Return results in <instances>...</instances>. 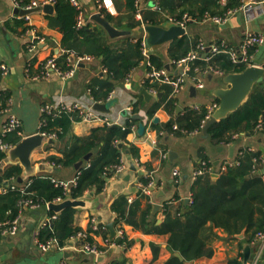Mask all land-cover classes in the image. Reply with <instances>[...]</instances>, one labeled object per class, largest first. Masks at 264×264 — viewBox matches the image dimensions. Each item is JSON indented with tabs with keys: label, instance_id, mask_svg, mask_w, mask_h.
Segmentation results:
<instances>
[{
	"label": "trees",
	"instance_id": "trees-1",
	"mask_svg": "<svg viewBox=\"0 0 264 264\" xmlns=\"http://www.w3.org/2000/svg\"><path fill=\"white\" fill-rule=\"evenodd\" d=\"M240 5V0H227L225 5L220 0H160L159 10L146 9L142 11V20L136 18L135 0H125L124 10L118 15L112 14L105 7L100 12L116 27L127 29L131 34L111 37L107 30L98 26L94 29L90 23L79 27L77 25L78 8L71 0H54L55 14L48 15L49 25L57 28L63 34L62 47L64 52L56 59L57 66L62 71L70 69L68 56L74 53L76 56L91 55L100 60L104 72L103 76H97L89 83L90 92L97 101H106L110 93L126 81L131 72L144 60L142 38L143 33H135L144 23L161 25L164 23L163 14L181 19L188 14L194 20H202L206 13L223 15L228 9ZM8 28L18 34L27 30L23 19L10 20ZM21 30H19V28ZM196 46V40L189 35H184L172 40L168 52L170 58L178 60L186 56ZM150 62L157 68L165 66V62L156 54L150 55ZM209 66L220 69L224 75L231 72H241L247 65L234 63L227 53L215 54L210 61L197 60L192 64L191 75H195V67L205 69ZM30 73L38 74L39 68L34 69V62L30 64ZM144 88L155 89L158 94L146 110L151 127L163 135L181 136L194 131L202 130L206 121L208 109L206 106L198 108L188 107L183 113L176 114V97H170L172 87L159 82L144 83ZM137 100L133 104L131 114L124 124H112L97 126L90 134L78 136L72 132L74 121L82 120L79 111L63 112L59 115L44 114L40 131L46 134H56L54 143H49L47 148L59 147L62 155L52 154L47 160L55 167L74 166L90 154L89 160H84L77 174V183L69 191L62 186H56L52 181V174H34L19 182L23 174L20 164L11 163L5 165L0 171V188L6 181L15 182L21 188L7 192H0V221H8L18 216L24 209L21 201L31 198L33 201L45 206L55 201L58 197L83 198L88 193L101 194L106 186L107 179L116 170V166L122 162L124 153H127L137 167L140 162L139 147L128 140V134L141 122L147 124L146 116L141 115L144 109V96L138 93ZM11 93L0 91V109L10 107ZM216 101L219 100L216 98ZM165 109L171 114L167 121L155 123L154 118L160 109ZM260 124V126H259ZM177 125V128L174 126ZM18 130L2 135L3 141L17 144L22 136ZM209 135L216 144H236L237 151L234 159L238 161L233 166L219 170V175L214 177L207 172L199 175L192 185L190 202L171 211L166 206L164 217L158 222L157 214L153 213L154 204L149 194L143 187L137 188V197L129 201L126 194L118 196L111 208L116 214L117 224L124 222L132 225L144 233L168 235V248L171 256L163 263L158 261L161 246L151 243L153 258L150 264H186L202 257H211L214 254L213 242L218 237L217 230H224L229 236L237 237L244 233L246 241L252 243L257 233L264 227V175L255 171L263 159V150L252 146H239L240 137L244 135L262 138L264 141V83L257 84L251 92L248 100L236 111L227 117L214 123L209 129ZM237 135V137H236ZM162 136V135H161ZM163 138V136H162ZM120 144L123 146L121 147ZM6 152L0 150V165ZM207 160V157L202 154ZM208 164L212 165L211 162ZM150 172L153 167L146 165ZM137 171V170H136ZM139 180L144 186L149 185L152 177L140 172ZM77 208H66L57 214L52 223L44 224L38 233L40 241L56 238L61 246H65L70 239L77 234L82 227L75 224ZM48 214L55 212L48 210ZM89 233L91 228L87 230ZM105 237L109 236L107 228L95 231ZM88 241L95 242L91 234ZM81 240L80 242H82ZM112 241L118 245L130 247L132 241L124 237H115ZM102 249L104 247L100 246ZM180 252L184 260L175 255ZM242 252L239 257L231 258L228 264H240ZM111 264H128L126 259L112 261ZM259 264V263H258Z\"/></svg>",
	"mask_w": 264,
	"mask_h": 264
},
{
	"label": "crops",
	"instance_id": "crops-1",
	"mask_svg": "<svg viewBox=\"0 0 264 264\" xmlns=\"http://www.w3.org/2000/svg\"><path fill=\"white\" fill-rule=\"evenodd\" d=\"M22 1L29 2L31 0ZM37 1L43 3L45 0ZM78 1L86 24L90 23L93 28L99 25L91 16L96 12H100L101 7H105L114 15L119 14L117 5H119L120 10L125 9V0ZM159 2L160 0H144L143 10H159ZM16 8L14 0H0V65L6 64L9 68L8 73L5 75L0 74V91L11 93L10 107L0 113V136L9 117L16 116L21 120L18 133L23 138L41 132L42 108L46 104L59 105L63 102L79 101L86 108L91 106L93 101L97 100L93 98L90 92L89 83L93 78L103 76L106 70L103 69L100 60L93 57L89 61L80 62L74 76L69 78H63L54 69H50L44 77L37 78V74H31L29 68L32 62H34V69H38L44 60L52 56L57 58L64 52L62 47L63 34L57 28L50 27L47 16L52 14L46 13L43 9L29 13V18H26L24 15L16 14ZM53 14H55V11ZM167 16L165 13L163 14L164 23L161 25L168 24ZM14 19L25 21V26H27L25 33H14L8 28L6 23ZM190 23H192L191 30L188 26ZM250 25H258L256 27L260 31L251 30ZM31 27L36 28L44 38L32 50L29 49L30 37L27 35V31ZM248 30L264 33V4L260 11L252 17L238 10L223 23L203 19H193L187 23V35L192 40H196V46L191 51L197 49L198 44L203 42L206 46L203 51L204 55L209 52L210 46L220 42H224L228 47L238 48ZM135 33H140L139 29L135 30ZM142 33L145 35L144 32ZM169 44L170 42L150 48V55L153 53L160 56L165 62V66L170 64V69L176 72L174 59L169 56ZM258 51L259 47L252 50L254 58L255 53ZM257 64L264 65V61ZM149 68L148 58H146L131 72L124 83L119 84L111 92L113 94L109 100L111 112H105L104 114L114 124H124L126 122L131 114L130 108L137 100L136 95L141 93L142 88H144ZM223 76L224 74L213 71L208 73L207 76H201L205 84V87L201 89L196 86L190 75L185 88L176 97L177 108L181 107L179 111L176 109V114L183 113L188 107L209 106L216 102L213 90L223 85ZM193 86L195 87L194 90H192ZM155 99L156 97L147 102L144 97L146 107L141 110V115H147L146 110ZM156 116L159 117V122L171 118V114L163 108L158 111ZM146 120L148 123V117ZM104 125L103 121L82 119L73 122L72 132L78 136H85L90 134L94 127ZM138 127L136 126L127 138L139 147L140 162L145 166L155 184V190H151L149 196L153 204L159 203L162 205L161 210L157 213V218L161 220L164 217L166 206H169L170 210L174 212L190 202L186 203L185 200L186 198L191 200L192 185L196 179L194 171L203 160L211 162L213 167H215V162L218 161L219 169L226 161L234 159L236 155L237 146L234 150V156L231 157L230 147L232 144L214 143L210 135H205L204 127L202 130L181 136L162 135L153 129L152 137H148L146 134L140 135ZM55 144V147L49 149L47 148L48 144H45L43 149L33 153V164L42 165V169L38 170L36 175L52 174L59 179H75L79 170L75 168V165L55 167L47 160L49 155H62L59 150L61 144L58 142ZM239 146L262 148L264 159V141L262 138L244 135L240 137ZM171 151H174L172 158L170 157ZM202 154L207 157V160L202 157ZM123 160L129 164L128 170L122 174L114 173L109 177L101 194L88 193L84 196L93 201L94 205L77 209L75 214L76 225L87 230L91 217L96 216L107 228L108 223L116 220V214L111 208L113 201L122 194H126L132 199L137 197V188L143 186L138 174L140 172L146 173V171L140 168H137V171L132 170L131 164L133 162H131L126 152ZM148 164L153 167L151 172L146 167ZM175 170H178V175H174ZM128 175H130L129 179H127ZM8 182L7 185L12 183L11 181ZM47 216L48 210L46 208H25L21 213L20 230L17 235L6 236L0 232V264H91L92 258L82 250L81 242L76 239H70L63 249L52 248L45 251L40 247L38 233ZM124 230L127 238L133 242L132 245L128 248L124 245L109 247L103 254L105 256L101 261L103 264L123 259H126L128 264H150L153 258L152 242L161 246L158 259L160 263L165 262L171 256L168 248V235L144 233L126 223H124ZM217 233L218 237L213 242V256L196 259L193 264H228L231 258L239 257L242 252L244 253L245 245L248 243L245 235L244 237L238 235L235 238L229 236L222 229H218ZM92 236L96 244L104 247L105 236L103 234L93 233ZM249 244L251 246L249 263H251L258 257V244ZM258 263L264 264V250L259 256Z\"/></svg>",
	"mask_w": 264,
	"mask_h": 264
},
{
	"label": "built area",
	"instance_id": "built-area-1",
	"mask_svg": "<svg viewBox=\"0 0 264 264\" xmlns=\"http://www.w3.org/2000/svg\"><path fill=\"white\" fill-rule=\"evenodd\" d=\"M15 5L21 9H33L34 7L37 6H42V4H47V3H54V0H45L43 3L38 2L37 0H31L29 2H24L22 0H14ZM72 4L75 5L78 10V20H77V25L79 27H82L86 25V21L83 17V13L81 10V6L78 0H71ZM220 3L222 5H225L227 3V0H220ZM135 4L137 7L136 10V18L139 20H142V11H143V4L144 0H135ZM264 4V0H240V5L228 9L223 15H218V14H210L206 13L203 20H211L216 23H223L225 22L230 15L234 14L238 10L243 11L249 16H255L256 13L260 11ZM29 14V13H28ZM26 14L24 15L26 18H29V15ZM192 17L188 14H184V16L181 19H177L173 16L168 15L167 16V21L168 24H179L184 27H187V23L189 21H192ZM27 35L30 37V42H29V49L32 50L37 47V44L40 43L41 41L44 40L43 36L36 30V28H29L27 31ZM264 44V33H257L248 30L245 34V37L240 44L238 48H232L228 47L224 42H220L218 44H214L210 46L209 52L207 54H203V51L205 50L206 46L203 42H200L198 44V48L190 51L186 56L174 60V64L176 66V72L172 71L170 68H167L166 66L157 68L156 66L152 65L151 62L149 61L150 58V46L148 45L146 34L143 35L142 38V46H143V54L145 56L144 59L148 58V64L150 66L149 71L147 73L146 81L148 80L150 83L152 82H159V83H164L168 84L172 87V92L170 93V97H177L178 94L185 88L189 76L190 71L192 69V64L197 61V60H205V61H210L215 54L219 53H227L231 60L234 63H243L246 64L247 66L250 65H259L254 61V55L252 53V50L258 47L259 45ZM56 57L52 56L49 57L48 59L44 60L39 67L40 72L36 75V77H44L50 69L56 70L63 78H69L74 76L76 73L77 67L80 62L82 61H89L93 59V56L91 55H83V56H76L74 53H71L68 56V61L70 64V69L66 71H62L60 68L57 66V61ZM8 66L6 64L0 65V74L5 75L8 73ZM196 74L191 75L192 79L195 81V84L198 88H204V80L203 77L201 76H207L208 73L216 72L218 74H223V72L215 68L213 66H209L205 69H200V67H195ZM154 96L158 94V92L155 89L149 90ZM112 93H110L108 100L112 98ZM95 101H93L94 103ZM218 106V102H214L209 106H206L208 109V114H207V120L213 115L216 107ZM133 107L130 108V112ZM194 108H198V106H194ZM5 109H0V113ZM74 111H79L82 114V119L87 120V121H103L105 125H112L114 124L112 120L107 118V116L104 114L105 112L98 111L93 108V104L91 106H84L81 102L79 101H71V102H63L59 105H51V104H46L42 108L43 115L44 114H52V115H59L63 112H74ZM45 122V119H42L41 126ZM151 122L149 121L146 126V131L145 134L148 137H152L153 135V128L151 127ZM207 122V121H206ZM206 124V123H205ZM260 126V124H259ZM21 127V120L16 117V116H11L9 119L6 121L4 125V130L2 135H5L7 132L15 131L20 129ZM177 128V125L174 126ZM135 128V127H134ZM46 134L45 132H43ZM160 134H164L163 132H160ZM2 135L0 136V150H3L7 152L13 144L7 143L3 141ZM49 138L56 139V134H46ZM237 137V135H236ZM156 143V141H155ZM238 161L235 159H231L225 162L224 165L221 166V168L215 170L214 167L210 164H208L207 161L203 160L200 165L195 169L194 171V177L197 178L199 175L205 174L207 172L213 173V172H219V170H224L228 166H233L237 164ZM134 164V163H133ZM137 168H140L144 171H146L145 166L139 162H137ZM129 169V164L126 163L123 159L120 164L116 166L115 173L116 174H122L126 170ZM260 169H258V166L255 167V171L259 172ZM151 172V171H150ZM146 173H148L146 171ZM179 172L178 170L174 171V175H178ZM264 175V173H262ZM52 181L56 186H62L64 190L67 192L71 189L73 185H76L77 183V177L73 180H64V179H59V178H52ZM155 186L154 182L151 181L149 185L147 186H142L143 190L145 193L150 194L151 192V187ZM21 188L23 191H25V188L23 186H18L15 182L10 183L9 185H6L2 188H0V192H7L9 189L15 190ZM66 197H58L54 202H61L65 199ZM133 199L129 197V201H132ZM23 209H36V208H46L47 210L49 209V203H47L45 206H42L40 203H37L33 201V199L28 198L24 199L21 201ZM22 213V212H21ZM21 213L16 216L12 220L8 221H0V232L3 235H17L20 230V221H21ZM57 218V214L50 215L45 218V221L43 222L44 224L47 223H52L55 219ZM89 227L91 228L90 233L87 230H80L77 232L76 235H74L71 239L72 240H78L81 242V248L88 256L92 258L91 264H103L99 257L102 256L106 250L114 245H118L116 242L112 241L113 239L110 238V235L108 237H105V245L104 248L102 249L98 244L95 242H91L87 240L88 234H93L95 231L100 230L101 228H106L98 219L96 216L91 217L90 219V225ZM116 230L117 234L116 237H124L125 230H124V222H120L116 225ZM40 247L47 251L50 249L54 248H59L63 249L64 246H61L59 242L57 241L56 238H49L46 241H39ZM252 243H257L258 244V257H256L251 263L245 262L244 257L241 258L240 264H258L259 262V256L262 254L264 250V227L262 230H260L256 237L254 238ZM111 264V263H109Z\"/></svg>",
	"mask_w": 264,
	"mask_h": 264
},
{
	"label": "water",
	"instance_id": "water-1",
	"mask_svg": "<svg viewBox=\"0 0 264 264\" xmlns=\"http://www.w3.org/2000/svg\"><path fill=\"white\" fill-rule=\"evenodd\" d=\"M43 9L46 13L53 14L55 11V6L52 3L44 4L43 6H37L33 9H21L17 7L15 9L16 14L26 15L35 11ZM91 18L99 25L104 27L111 37L125 36L131 34L130 30L120 29L114 26L101 12H96L92 14ZM96 26L94 29H97ZM140 32L146 34L147 42L150 48H155L157 46L163 45L165 43L171 42L172 40L182 37L187 34V27H184L179 24H169V25H156V24H143L139 28ZM167 68H170V64H166ZM223 85L214 89L213 94L219 100L218 106L216 107L213 115L207 120L204 125V133L206 136L209 135L210 127L220 121L221 119L227 117L232 112L239 109L249 98L251 92L257 84L264 83V65H250L247 66L241 72H231L223 76L222 78ZM195 87H192L194 90ZM141 94L145 97L147 102H150L155 96L146 88H142ZM162 92L158 94L161 96ZM93 108L101 112H111V103L108 101H95L93 103ZM181 107H178L179 111ZM154 122H159V117L155 116ZM146 131V125L141 122L138 127V133L144 135ZM53 138H49L43 132H37L31 135H27L21 139L17 144L13 145L7 152L6 157L4 158L2 165H0V171L4 169V166L11 163L20 164L23 168V174L19 177L18 181L22 182L27 176H31L37 173L38 170L42 169V165H34L32 155L35 151L43 149L45 144L54 143ZM122 147L123 145L120 144ZM236 144H232L230 147V156H234V150ZM262 149V148H261ZM129 151L126 150V153ZM174 151L170 152V157L172 158ZM90 154L85 156L84 160H89ZM84 160L79 161L75 164V168L79 169ZM4 165V166H3ZM131 169L136 171L137 167L135 164H131ZM215 170L218 169V161L215 162ZM259 173L262 174L263 171L260 169ZM212 175L217 177L218 172H213ZM130 175L127 176L129 179ZM9 182L6 181L5 185ZM151 190H155V186L151 187ZM186 203L190 201V198H186ZM94 205L93 201L83 197V198H72L67 197L61 202H50L49 209L55 213H60L64 209L72 208H88ZM162 208V205L159 203L154 204L153 213L157 214ZM161 219H158V222H161ZM54 222V221H53ZM52 222V225H53ZM117 221L114 220L107 224V228L110 231V238L114 239L117 234L116 230ZM240 237H244V233L240 234ZM175 255L178 256L181 260H184L183 255L180 252H175ZM251 256V246L249 243L245 245L244 248V260L248 262ZM104 255L100 256L99 259L102 261ZM186 264H193L192 262H187Z\"/></svg>",
	"mask_w": 264,
	"mask_h": 264
},
{
	"label": "rangeland",
	"instance_id": "rangeland-1",
	"mask_svg": "<svg viewBox=\"0 0 264 264\" xmlns=\"http://www.w3.org/2000/svg\"><path fill=\"white\" fill-rule=\"evenodd\" d=\"M191 25H192V23L188 24L190 30H191ZM256 26H258V25H256ZM256 26L250 25V29L254 30V31H260V29ZM258 47H259V51L255 53L254 61L257 63H259V62L262 63L264 61V44H261ZM259 167L264 172V159H262V161L259 163Z\"/></svg>",
	"mask_w": 264,
	"mask_h": 264
}]
</instances>
